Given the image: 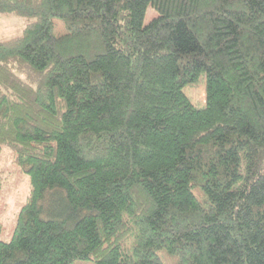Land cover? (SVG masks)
Masks as SVG:
<instances>
[{
	"label": "trees",
	"instance_id": "trees-1",
	"mask_svg": "<svg viewBox=\"0 0 264 264\" xmlns=\"http://www.w3.org/2000/svg\"><path fill=\"white\" fill-rule=\"evenodd\" d=\"M0 16V160L30 181L0 264H264V0Z\"/></svg>",
	"mask_w": 264,
	"mask_h": 264
},
{
	"label": "rangeland",
	"instance_id": "rangeland-1",
	"mask_svg": "<svg viewBox=\"0 0 264 264\" xmlns=\"http://www.w3.org/2000/svg\"><path fill=\"white\" fill-rule=\"evenodd\" d=\"M153 9L148 11V19L154 17ZM20 19L11 16H0V32L13 31L20 27ZM15 29V30H16ZM10 30V31H9ZM186 94L192 99L197 107L206 104V80L202 76L198 82L186 88ZM30 193L29 177L21 172L14 164L12 152L5 148L0 160V218L4 224L0 239L10 241L16 217L21 207L26 202ZM75 264H92L90 262H77Z\"/></svg>",
	"mask_w": 264,
	"mask_h": 264
}]
</instances>
